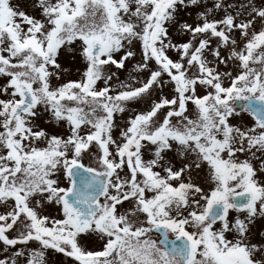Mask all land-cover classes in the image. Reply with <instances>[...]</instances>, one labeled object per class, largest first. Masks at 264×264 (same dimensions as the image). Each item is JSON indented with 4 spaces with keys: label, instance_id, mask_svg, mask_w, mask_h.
<instances>
[{
    "label": "snow or ice",
    "instance_id": "6c2138e0",
    "mask_svg": "<svg viewBox=\"0 0 264 264\" xmlns=\"http://www.w3.org/2000/svg\"><path fill=\"white\" fill-rule=\"evenodd\" d=\"M0 264H264V0H0Z\"/></svg>",
    "mask_w": 264,
    "mask_h": 264
}]
</instances>
